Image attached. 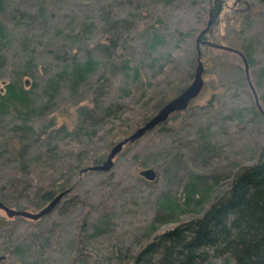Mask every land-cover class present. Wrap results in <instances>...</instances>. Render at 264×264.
I'll list each match as a JSON object with an SVG mask.
<instances>
[{"label": "rangeland", "instance_id": "obj_1", "mask_svg": "<svg viewBox=\"0 0 264 264\" xmlns=\"http://www.w3.org/2000/svg\"><path fill=\"white\" fill-rule=\"evenodd\" d=\"M218 1L206 38L228 50L196 46L210 0H4L0 94L10 82L34 85L35 109L27 116L0 111V201L36 212L46 204L33 207L37 187L71 190L36 220L0 210V264H114V254H133L199 216L234 170L256 161L264 148V0ZM152 34L161 45L150 52ZM110 39L118 50L105 53ZM196 53L201 87L183 109L123 143L107 169L74 173L78 156L101 165L116 143L187 89ZM87 57L97 63L94 72L68 85L71 67ZM124 62L136 78L125 75ZM22 144L26 172L15 156ZM148 168L152 179L141 174ZM191 175L202 180L197 192L206 189L182 211ZM165 199L179 210L161 220Z\"/></svg>", "mask_w": 264, "mask_h": 264}, {"label": "trees", "instance_id": "obj_2", "mask_svg": "<svg viewBox=\"0 0 264 264\" xmlns=\"http://www.w3.org/2000/svg\"><path fill=\"white\" fill-rule=\"evenodd\" d=\"M221 3L218 0H210L208 19L210 18L211 22L220 12ZM3 9L4 0H0V13L3 12ZM207 33H204L200 38L202 44L197 42L196 37V46L220 49L207 44L218 46L215 44L217 43L215 40L208 41ZM3 39L4 31L0 23V43ZM109 41L110 44L102 46L100 50L103 49L106 51L105 53H108L109 50L117 52L114 40L110 39ZM160 41L161 38L158 35L152 34L148 42V50L153 51L157 45H161ZM244 57L248 63L249 56L246 54ZM195 59L196 62L199 60L198 53H196ZM96 67L95 60L92 57H87L83 62L76 63L71 67L65 80L68 85L72 86L92 74ZM121 68L130 79L138 76L137 69L128 75L129 68L126 62L122 64ZM33 86L31 85V88L26 90L19 83H7L3 88L4 93L0 94V111L5 112L12 107L18 114L22 113L24 116L30 114L35 109L32 107L30 95ZM107 113L108 111L105 112V114ZM26 127L24 125L23 128ZM26 147V144H22L15 152L18 169L21 172H26ZM77 159L78 164L74 173L89 167L86 162L83 164L89 157L78 156ZM201 181L197 175L189 177L182 200L184 208L180 207V210L188 211L190 206L197 204L198 199H195L197 193L200 198L204 195L206 187L200 192H197L196 188ZM57 187L58 189H56ZM24 188L25 186H23ZM68 188L71 190L70 186L63 184L43 190L37 187L34 192L33 207H40L56 193ZM162 208L167 211L158 217L162 218L161 220L165 215L172 218L179 210L174 199H165ZM114 257L117 258L114 264H201L208 258L219 257L222 258L221 264H264V148L259 152L255 162L239 166L234 170L229 176L226 186L213 197L212 202L199 216L179 222L156 234L133 254L125 257L119 253L117 257L114 254Z\"/></svg>", "mask_w": 264, "mask_h": 264}, {"label": "water", "instance_id": "obj_3", "mask_svg": "<svg viewBox=\"0 0 264 264\" xmlns=\"http://www.w3.org/2000/svg\"><path fill=\"white\" fill-rule=\"evenodd\" d=\"M210 17V16H209ZM210 26V18L208 19L207 25L205 27L204 30H202L198 36H197V42H201L200 38L201 36L207 32L208 28ZM212 47H216V48H220L223 50H228L227 48L224 47H220V46H215L212 45L210 43H207ZM242 62L244 64V68L245 66V62L242 59ZM201 65L200 62L197 61V66L195 69V73H194V78L193 81L191 82L190 86L185 89L183 92H181L180 94H178L174 99H172L171 101L167 102L166 104H164L158 111L157 113L151 117L142 127H140L139 129L135 130L133 133H131L130 135H128L125 139H123L122 141L116 143L112 149V151L109 153V155L107 156L106 161H104L101 165H94V166H89L88 169L91 170H103V169H107L108 167H110L111 165V157L113 156V154L121 147V145L127 141H130L138 136H140L142 133H144L147 129L152 128L153 126H155L157 123L161 122L162 120H164L166 118V116L174 111V110H179V109H183L188 100H190L192 97H194L196 94H198L200 87H201V79H200V75H201ZM142 176H144L147 179H152L154 176V172L151 169H144L143 171H141ZM70 189H63L61 191H59L58 193H56L46 204L45 206L41 207L38 211L36 212H29V211H25V210H18V209H12L10 207H8L7 205H5L4 203H2L0 201V210H2L5 215L9 216V217H26L32 220H36L38 218H40L41 216L47 214L48 212H50L59 202V200L65 195L67 194V192ZM1 258V257H0Z\"/></svg>", "mask_w": 264, "mask_h": 264}]
</instances>
